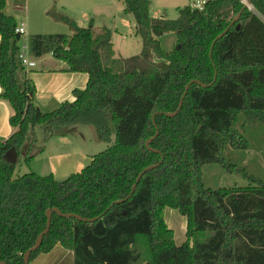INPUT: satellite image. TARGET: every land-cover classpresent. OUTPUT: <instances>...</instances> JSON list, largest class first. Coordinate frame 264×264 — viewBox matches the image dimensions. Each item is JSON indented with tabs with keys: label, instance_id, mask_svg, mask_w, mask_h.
<instances>
[{
	"label": "trees",
	"instance_id": "16d2710c",
	"mask_svg": "<svg viewBox=\"0 0 264 264\" xmlns=\"http://www.w3.org/2000/svg\"><path fill=\"white\" fill-rule=\"evenodd\" d=\"M122 1L136 21L138 54L117 57L111 29L65 17L71 34L29 37L31 56L51 53L68 71L88 74L73 100L44 111L20 64L17 19L0 0V98L12 107L14 128L0 138V263H25L51 211L50 228L29 264L58 243L73 251L74 264H264V180L225 153L248 147L238 127L264 126V0H252L253 9L241 0H207L202 9L189 3L174 19L152 17L151 0ZM169 32L176 43L167 50L160 36ZM189 83L181 109L168 115ZM77 124L95 126L109 145L65 180L34 171L16 175V163L4 157L11 148L19 156L36 126L48 137ZM157 127L150 149L146 141ZM157 163L129 196L143 170ZM210 163L251 182L207 186L203 166ZM166 207L186 217L187 239L180 245Z\"/></svg>",
	"mask_w": 264,
	"mask_h": 264
},
{
	"label": "rangeland",
	"instance_id": "374dc122",
	"mask_svg": "<svg viewBox=\"0 0 264 264\" xmlns=\"http://www.w3.org/2000/svg\"><path fill=\"white\" fill-rule=\"evenodd\" d=\"M68 1L69 0H59L57 4H53V7L46 12V15L51 18H48L49 21L52 20V29L48 28L51 31H45V33L42 34H71L73 31L71 24L63 20L62 17L74 21L78 26L81 25L79 18L76 17L77 15L75 14V17H73V14H70L71 2ZM39 2L40 0H11V5L18 3L23 5L24 8L22 12L17 11L16 13L18 25H20L22 21H25L27 25L28 23L32 25L35 24L34 6L36 7ZM184 2L189 3L191 0L177 1L175 2L176 4H170V7H168L167 3L154 2L152 5V15L154 18H159L162 17L163 14H167L165 15L167 18H177L179 15V8L185 6ZM29 4L31 10L29 15H27L26 6ZM89 8H91L90 5ZM155 9H161L157 17H155ZM124 10L125 11L120 14L121 16L117 14V21L111 24L118 25L120 22V32L123 35H114L116 56L127 58L140 53L142 42L135 34L136 21L133 14L126 11V7ZM92 17V15H89L87 18L88 21L82 22L85 24L82 25L87 27ZM109 22L110 21H104L98 18L95 24V26L98 27L97 31L101 30L102 27H107L105 26L106 23L112 27ZM33 34L38 33L31 32V34L22 35L20 41L21 48L26 46L28 49V39ZM160 40L162 46L170 50L176 43V35L174 32L165 33L160 36ZM21 74H23V71ZM34 129L35 130L32 128L29 131L23 146L24 148H22L18 156L15 170V174L17 173L16 175L34 171L41 175L53 174L57 180H65L71 174L79 172L82 167L84 168L90 163L94 155L105 150L109 145V143L98 137L96 127L93 125L77 124L69 129L66 136L54 134L47 137V133L42 127L36 126ZM238 129L239 132L244 133L247 137L249 143L248 147L246 149L229 147L226 149V155L241 168L245 167L248 173L264 180V126L258 121L247 122L241 127H238ZM28 156H33L34 160L31 161ZM27 158H29V160H27ZM52 166H54L53 170L50 171ZM203 181L210 187L244 186L251 182L250 176L248 178L247 176L229 173L217 163L205 164L203 166ZM164 217L169 227L175 232L176 244H182L187 239L186 217L182 215L179 210L170 207L164 209ZM30 264H74L73 251L67 248H63L62 250L57 248L52 254H40V256Z\"/></svg>",
	"mask_w": 264,
	"mask_h": 264
},
{
	"label": "crops",
	"instance_id": "0c3cea01",
	"mask_svg": "<svg viewBox=\"0 0 264 264\" xmlns=\"http://www.w3.org/2000/svg\"><path fill=\"white\" fill-rule=\"evenodd\" d=\"M58 1L59 0H40L38 5L36 7L34 6V11H35L34 15L36 18L35 24L32 25L31 23L30 24L28 23L27 25L25 21H22L26 24V29L28 33L30 34L31 32L45 33V31H51L50 29H52L51 28L52 20L49 21L48 18L50 17L46 15V12H48L49 9L53 7V4L55 3L57 4ZM177 1L180 0H151V5H150L151 16L154 17L152 15V5L154 4V2L156 3L163 2L164 4L167 3L168 7H170L169 6L170 4H176L175 2ZM68 2H71L70 4L71 9L69 10L70 14H73V17H75L74 16L75 14L77 15L76 17L79 18L81 24L79 26L82 27H86L82 25L84 24L82 22L88 21L87 18L89 15L93 16L89 20V22H93L94 25L96 24V20H98V18L100 20L102 19L104 21H110L109 23L111 24L112 22L117 21V14L120 15L122 12L125 11L124 10L125 6L122 0H69ZM10 3L11 0H6V7H5L6 13L14 15L16 17L17 11L19 12L23 11L24 9L23 5H20L18 3L11 5ZM184 3H185L184 5H187L190 2L189 3L184 2ZM89 5L91 6V8H89ZM30 10H31V6L29 4L26 6L27 15H29ZM160 11L161 9H155V17L158 16ZM165 15L167 14H163L162 16ZM120 25H121L120 22L118 23V25L116 24L112 25L113 28L107 23L105 25L112 31L113 44H114V35L115 34L122 35L120 32L121 31ZM31 58L36 62V66L27 69V71H28V75L34 80L36 85L37 91L35 96V103L42 110L51 111L53 109L58 108L64 101L74 99L73 90L75 88L86 87L88 82L87 73L68 71L66 69L67 66L66 63L54 58L51 53H47L41 57L31 56ZM21 76L23 75L21 74ZM1 92H2V88L0 86V93ZM11 114H12V107L10 103L7 100L0 98V138L2 139L8 138L14 131V128L10 124ZM33 130L35 129L33 128ZM65 136H61V137H65ZM28 157L31 159V161L34 160L33 156H28ZM53 167L54 166H52L50 171L53 170ZM57 248H59V250L60 249L62 250L64 247L58 243L50 252L47 253V255L52 254V252Z\"/></svg>",
	"mask_w": 264,
	"mask_h": 264
},
{
	"label": "water",
	"instance_id": "95a60500",
	"mask_svg": "<svg viewBox=\"0 0 264 264\" xmlns=\"http://www.w3.org/2000/svg\"><path fill=\"white\" fill-rule=\"evenodd\" d=\"M249 3L251 4V3H252V0H249ZM245 6H246V5H245ZM238 18H239V15H237V16L233 19V21L231 22L230 26L233 25V24L238 20ZM227 30H228V29H226L222 34H220V35L218 36V38H221V37L223 36V34H224ZM17 38H18V39L20 38V34H17ZM218 38H217V39H218ZM215 79H216V77H215ZM215 79H214V81H215ZM214 81H213V82H214ZM192 82H193V81H191V83H192ZM191 83H189V84L187 85V87H186V91H185L183 97H182L181 100H180V103H179V107H178V109H177L175 112H173V113H167L168 115L173 116V115H175V114L181 109V107H182V105H183L184 97H185V95H186V93H187V90H188V88L190 87ZM211 84H212V83H211ZM154 117H155V115L153 116V118H154ZM158 133H159V129H158V127H157V131H156L155 135H154L153 137L149 138V139L146 141V145H147L148 148L153 149V148L150 147V143L155 139V137L158 135ZM4 157H5V159H6L8 162H10V163H16V162H17V159H18V153H17V151H16L15 148H11L9 151H7V153L5 154ZM159 164H160V163H157V164H155V165H150V166L146 167V168L143 170V172L138 176V178H137V182L133 185V189H132L131 193L129 194V196L134 192V190H135V188H136V186H137V183H138V181L141 179V177L143 176V174H144L146 171L151 170V169L157 167ZM123 200H126V198L123 199ZM117 202H119V201H117ZM54 211H56V212H58L59 214L64 215V216H75V217H80L79 215H76V214H63V213L60 212L58 209H54ZM51 214H52L51 211H49V212H48V223H47V227H46V229H45V230H44V231L38 236V239H37L36 245H35L34 247H32L30 250H28V251L25 253V255H24L25 263H24V264H29V262H28V260H29V254H30L33 250H35L36 248L39 247V245H40V243H41V240H42L43 236L48 232V230H49V228H50V224H51ZM0 264H6V263H5V262H1Z\"/></svg>",
	"mask_w": 264,
	"mask_h": 264
},
{
	"label": "built area",
	"instance_id": "2783aa9c",
	"mask_svg": "<svg viewBox=\"0 0 264 264\" xmlns=\"http://www.w3.org/2000/svg\"><path fill=\"white\" fill-rule=\"evenodd\" d=\"M206 1L207 0H191L190 4L193 7L202 9ZM241 2L244 3L248 8L253 9V4L252 3L250 4L249 0H241ZM15 31L17 34L20 35L28 34L26 29V24L24 22L18 25ZM18 57L20 59V64L24 68L29 69L36 66V62L30 56L29 45H28V49L26 48V46L21 48Z\"/></svg>",
	"mask_w": 264,
	"mask_h": 264
}]
</instances>
